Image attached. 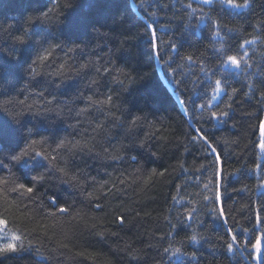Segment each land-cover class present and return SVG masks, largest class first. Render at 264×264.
<instances>
[{
    "label": "trees",
    "instance_id": "1",
    "mask_svg": "<svg viewBox=\"0 0 264 264\" xmlns=\"http://www.w3.org/2000/svg\"><path fill=\"white\" fill-rule=\"evenodd\" d=\"M188 2L183 0L184 4ZM237 2L242 3L243 0ZM160 3L169 5L166 9L169 15L173 11H181V0H0V26L6 29L13 25V35L29 29L28 45L31 47L24 45L21 48L29 63L38 54L43 55V49L64 45L63 50H54L46 62L47 67L41 68L40 75L32 81L27 72L11 62L7 54L12 47L11 39L7 32H0V47L5 49V53H0V64L3 65L0 73V118L10 121L4 111L10 99L20 101L27 98L28 104L43 105L44 100L33 93L44 90L49 99L48 93L55 95L63 112L49 111L40 116L27 114L22 117V123L25 129L31 128L39 133L35 139L47 138L51 148L60 139L76 141L82 136L85 139L95 136L96 151H102L101 144L110 151L121 145L127 147L135 139L127 137L128 124L137 115L146 117L136 129L137 136L140 140L150 137L144 148H133L123 153L126 157L123 162L95 159L94 153L78 150L63 154L73 170L84 169L87 165L88 174L98 182L116 183L119 191L109 192L105 188L106 198L101 196L98 201L86 198L87 192L98 188L99 184H88L86 191L82 192L51 176L38 188L42 208L39 203L22 202L29 205L26 211L33 218L21 215L22 205L21 210H17L0 198V218L5 220V224L0 225V244L7 243L14 233L20 235L24 243V250L0 254V264H193L183 255L171 257L164 253L167 239H159L170 230L166 218L176 223V217L191 207L197 208L196 219L180 225L174 240L184 241V251H196L199 264H257L251 244L245 250L229 253L219 238H229L228 228L233 229L242 244L245 239L255 243L256 237H264V157L260 146L264 142L261 138L264 100L260 95L264 92V86H260L264 79V32L257 33L253 27L257 20L264 19V0H255L251 14L247 9L237 10L226 3L220 5L218 0L211 8V15L222 25L241 30L227 38L232 48L229 54L242 55V51H238L239 45L245 39L259 36L256 44L245 46L253 66L247 74H238L230 80L231 87L238 92L233 98L230 116L224 122L210 120L207 109L202 113L204 120L198 122L195 119L200 113L189 102V97L197 104L227 102V97L212 100L210 87L206 94L203 90L205 85L193 88L194 77L185 73L192 71L199 75V67L189 69L187 62L178 57L172 64L177 69L173 76L166 63L169 55L175 56L166 46L173 31L169 30L167 35L163 31L158 32L162 40L159 55L149 45L143 27L148 19L145 12ZM198 3L199 0H192L193 7ZM204 10L210 11L207 5ZM43 12L49 13V20L41 17ZM28 17L33 18L31 26L26 23ZM37 17L41 19L37 20ZM180 19L177 15L175 22L179 23ZM192 31L194 34L182 41L180 55H199L207 49L209 63L215 66L218 61L212 56L207 20L198 34L194 29ZM175 38L180 39L179 31L175 32ZM36 41H41V44ZM69 47L76 48V51L68 52ZM65 60L74 71L64 76L55 75ZM88 60L96 63L83 71H76L80 63ZM24 67L27 68V64ZM105 67L110 70L108 73L103 72ZM97 68L101 69L99 74ZM128 75L135 81L131 85ZM250 79L259 86L255 94L249 92ZM118 80L124 82L123 86ZM177 80L182 81L179 87ZM61 81L63 85L57 87ZM109 94L114 105L111 113L120 117L119 120H114L106 107L95 106L89 108L84 116L76 117V110L86 106L88 96L102 100ZM180 100L188 102L190 114L185 113ZM70 107L73 109L71 114ZM13 109L19 110L15 104L8 106V111ZM121 122L124 127L119 126ZM97 123H102L103 127L94 133ZM197 127L208 133L214 153L203 142H192ZM86 131L87 136L84 135ZM21 134L26 132L22 129L17 133L9 129L0 137V158H5V164L8 163L9 151L17 143L22 145ZM132 155L137 156L138 162L127 158ZM30 168L31 165L23 169L13 167L12 170L22 182H27L36 174ZM136 169L140 172L130 175ZM153 169L164 171V177L156 176L152 182L145 183ZM6 175L7 169L0 170V176ZM120 179L128 182L120 184ZM108 187H111V182ZM51 195L57 197L58 204L71 206L70 213L57 214L55 218L48 216V211L54 207L48 201ZM173 196L177 197L176 201ZM9 199L18 197L9 193ZM95 203H100L102 208H96ZM220 209H223L224 217H218ZM117 216L124 218L123 225L116 220ZM45 224L49 225L47 235L44 234ZM53 224L54 228L51 227ZM93 224L96 227H92ZM192 228L204 236L198 244L186 239ZM244 229L248 231L244 232ZM101 232L103 236L98 234ZM57 240H63L69 247H58ZM261 243L264 245V239ZM128 246L134 250L131 255L127 252ZM133 255L140 259H133Z\"/></svg>",
    "mask_w": 264,
    "mask_h": 264
},
{
    "label": "snow or ice",
    "instance_id": "2",
    "mask_svg": "<svg viewBox=\"0 0 264 264\" xmlns=\"http://www.w3.org/2000/svg\"><path fill=\"white\" fill-rule=\"evenodd\" d=\"M217 0H199L198 6L193 7L192 0H189L187 4L183 3L181 0V11H173L171 15L168 14L166 9H168L169 5L166 3H160L154 6L152 10L146 11L145 15L148 19L145 21L143 27L145 29V34L148 36V43L155 51L157 55H159V51L161 48L162 40L161 37L158 36L159 31H163L165 35H167L169 30L173 31V36L167 41V48L171 50L172 53H175V56L169 55L168 61V68L169 71L172 72L173 76L176 75V68L172 67V64L176 62V58L178 57L182 62H187V66L191 69L194 66L199 67V75L192 71H188L185 75L189 77H194L192 80L193 88L205 85L204 93L206 94L208 88H211L212 92V100H217L218 97L224 96L227 97V102L221 101L223 103V107H221V103L213 104L211 101L195 103L191 101V97H189V102H192L194 108L199 115L195 116V119L199 122L204 120L203 112L205 109L209 111V119H215L217 122H224L226 118L230 116V112L232 109V101L233 98L236 96L238 89L231 87L230 80H232L238 74H247V70L253 66L252 62L249 58V52L245 48L246 45H253L256 44L259 36L254 37L253 39H245L243 43L239 45L238 51H242V55L237 54H229L232 52V48L228 44V37H230L233 33L237 31H241L238 28H228L226 25H222L219 19H214L211 15V8ZM220 5L227 4L230 7L241 10L247 9L249 14L254 11V4L255 0H243L242 3H238L237 0H218ZM207 5L209 7V12H205L204 6ZM142 7L144 4L142 3ZM186 13V14H185ZM238 14L239 11H238ZM180 15L181 19L179 23L175 22V17ZM41 17L44 20H49L50 16L49 13L43 12L41 13ZM41 17H37L36 19L39 20ZM193 18H195V23H193ZM207 20L209 25V31L211 33V50L212 56L218 63L213 66L209 63L208 56H207V49L205 52L200 53L199 55L189 53L187 55L181 56L180 55V48L183 46L182 41L188 40L194 33L198 34L200 32L201 25ZM30 26L33 23V18L28 17L26 20ZM13 25H9L6 29L0 26V32H7L11 42L12 47L7 50V54L11 57V62L16 65L17 68L25 71L29 74V78L32 81H35V78L40 75V69L43 67H47V63L49 61V57L53 55L55 49L59 48L63 50V44H56L52 45L49 48L43 49V55H37L35 59H32L29 63L28 60L24 58L23 51L21 50L22 46L28 45V40L30 37L28 36L29 29L25 28L22 30L20 35H13L12 29ZM254 31L257 33L264 32V19L257 20L253 25ZM180 32V39L177 40L175 38V32ZM37 44H41V41H36ZM31 47V45H28ZM79 47V45H77ZM68 52L76 51V48L69 47L67 49ZM83 51V49H81ZM0 53H5V49L0 47ZM95 53H93L94 55ZM170 62V63H169ZM91 60H88L85 63H80L78 69L76 71H83L89 68L90 64H93ZM27 64V68L24 65ZM183 66V65H181ZM73 66L65 60L64 63L59 65V68L55 75L57 76H64L66 73L73 72ZM97 73L99 74L101 69H96ZM110 70L105 67L103 68V72L108 73ZM120 74L124 75L122 70L117 69ZM3 72V65L0 64V73ZM215 78V79H213ZM118 79V78H117ZM129 84L131 85L134 83V79L128 75ZM38 83V82H37ZM93 84L96 83L95 80L92 81ZM121 86H123L124 82L118 80ZM177 86L182 83V81H176ZM63 85V81H61L60 87ZM260 86H264V79L260 81ZM28 86H26L27 88ZM71 87V85H69ZM229 89L231 91L229 92ZM248 89L250 93L255 94L256 91H259V86L254 84L251 79L248 82ZM190 91V89H189ZM34 95L41 97L44 100L43 105H35V104H28L25 100L20 101H13L8 100L5 104L4 111H6L10 117V121H4L0 118V137H3L7 130L14 129L17 133H21L23 129L26 134H21V143H17L14 148H12L6 159L8 161L5 164V158H0V170L7 169L8 175L0 176V198H2L5 204H11L17 208V210H21V205L23 210L21 211L22 216H27L28 218H33L31 213H28L26 210L28 209V204H23V201H28L30 203H39L40 207H43L41 197L38 194V188L40 185L44 184L45 181L51 176L55 177L56 179L60 180L62 183L70 185L75 188L81 189L82 192L86 191V185L92 184L96 185L99 184L98 188H93V191H88L86 194V198L90 201H98L101 196H107V192L104 191L105 188L108 189L109 192L113 190L119 191L114 181H103L98 182L95 177H92L87 172V165H85L84 169H77L73 170L69 166L68 160L64 158L65 152H73L74 150H78L79 152H88L89 154L94 153L95 159H103L105 161H112V162H123L125 160V153L126 151H131L133 148H144L146 146L147 140L150 137H146L145 140H140L136 134V129L140 124H142L145 120V116H135L131 119L128 124V132L127 137L133 138L132 144L129 146L121 145L119 148H113L111 151L109 148L104 147L101 144L102 151H96V143H95V136H92L89 139H85L82 136L81 140L70 141L67 139H60L56 142L55 147L51 148L48 146V140L45 137H41L40 139H35L34 137L39 135L38 132H34L31 128H24L22 123V117L27 114H32L35 116H40L49 111H56L58 114L63 112V108L59 107V103L57 102L55 95L52 93H48V96L51 98H47L45 96L44 90H38ZM247 95V93L245 94ZM261 99L264 100V92L260 93ZM87 104L85 107L76 110L75 115L76 117L84 116L88 113L89 108L91 107H106L109 110V114L113 116L114 120H119L120 117L115 116L111 113V108L113 105V97L112 95H108L106 99L97 100L94 99L93 96H88ZM201 100L204 101V97H201ZM187 103L185 100H180V104L184 106V111L186 114L189 113V109L187 107ZM15 104L16 108L19 110L16 111H8V106ZM73 109L69 108V114H71ZM79 124V119L77 120ZM120 127H124L123 122L120 123ZM103 127L102 123H97L93 128V132H98ZM262 133H264V122L261 123ZM195 135L192 136V142L200 143L203 142L208 148L214 153L215 148L212 147L211 141L209 139V135L207 132L203 130L201 127H197L194 129ZM87 136V131L84 134ZM152 135H155L153 133ZM164 139V137H161ZM264 148V142L260 145ZM129 160L133 162H138L137 156L132 155L127 157ZM219 159V157H217ZM31 165L30 171H35L36 174L31 177V179L27 180V182H22L19 177H17L16 173L12 170L13 167H18L20 169L27 168ZM37 169H44V171H37ZM140 172V169H136L134 173L130 175H136ZM110 175V174H108ZM165 172L160 171L157 172L156 169H153L151 173H149L146 177L145 183H150L153 181V178L156 176L164 177ZM123 176V173H121ZM111 182V187H108L109 183ZM128 181L126 179H120V184H126ZM132 182H135L134 180ZM207 187V186H206ZM98 192L99 195H94V193ZM9 193L16 194L18 199L10 200ZM219 199V195L216 197ZM174 201L177 200L176 196L172 198ZM205 200L208 198L205 197ZM48 201L54 207L50 209L47 213L50 217H57V214H65L70 213L71 206L68 205H60L57 203V197L55 195L48 196ZM192 203V201H189ZM96 208H102L100 203H95ZM7 210V208H6ZM215 213V209L212 210ZM223 209L219 210L218 217H224ZM197 216V208H185L182 213H180L176 217V223H173L171 219H167L169 224L170 230L166 235H162L159 237L161 241L167 239V246L163 248L164 253H169L171 257H176L178 255H183L188 257L193 264H199L198 261V254L196 251L191 253L183 250L184 241H175L174 234L179 229L180 225L186 224L190 221L196 219ZM116 220L119 222L120 225L125 223V220L122 216H117ZM259 220V217H258ZM225 223L227 221L225 220ZM5 220L0 218V225H4ZM191 227V224L188 225ZM51 227H55V224L51 225ZM92 227H96L95 224ZM45 229L44 234L47 235V229L49 225H43ZM248 229H244V232H247ZM99 235L103 236L104 233H98ZM112 235H117L116 233H112ZM227 236L228 239L224 237H220L219 239L223 242L226 246V249L229 253H235L236 251H242L247 249L248 245L251 244V249L254 253V257L257 261V264H264V245H262L261 241L264 237H256L255 243H252L251 240L245 239L243 244L238 240L237 234L233 231L232 228L227 229ZM49 239H52L49 236ZM187 241L192 244H198L201 240L204 239V236L197 231L196 228H192V232L190 235L186 237ZM19 242V243H18ZM180 245V246H177ZM29 246L31 247V242H29ZM57 246L60 248H68V243L64 242L63 240H57ZM215 247V245H212ZM24 250V243L23 239L20 235L12 234L10 240L7 243L0 244V254L8 253V252H18ZM55 250V249H54ZM39 251V249H37ZM127 252L131 255L134 250L131 246H128ZM79 255H83V253H78ZM133 259L139 260L140 257L138 255H133ZM108 264V262H106Z\"/></svg>",
    "mask_w": 264,
    "mask_h": 264
},
{
    "label": "water",
    "instance_id": "3",
    "mask_svg": "<svg viewBox=\"0 0 264 264\" xmlns=\"http://www.w3.org/2000/svg\"><path fill=\"white\" fill-rule=\"evenodd\" d=\"M263 122H264V120H263ZM261 138L264 139V133H262V129H261Z\"/></svg>",
    "mask_w": 264,
    "mask_h": 264
},
{
    "label": "rangeland",
    "instance_id": "4",
    "mask_svg": "<svg viewBox=\"0 0 264 264\" xmlns=\"http://www.w3.org/2000/svg\"><path fill=\"white\" fill-rule=\"evenodd\" d=\"M262 152H263V157H264V148H262Z\"/></svg>",
    "mask_w": 264,
    "mask_h": 264
}]
</instances>
